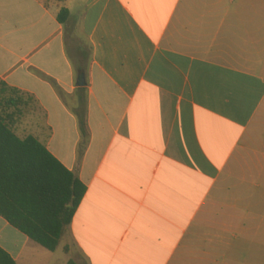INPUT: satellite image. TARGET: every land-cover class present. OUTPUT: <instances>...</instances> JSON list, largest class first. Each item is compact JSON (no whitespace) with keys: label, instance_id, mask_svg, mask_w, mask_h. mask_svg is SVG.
Masks as SVG:
<instances>
[{"label":"crops","instance_id":"crops-1","mask_svg":"<svg viewBox=\"0 0 264 264\" xmlns=\"http://www.w3.org/2000/svg\"><path fill=\"white\" fill-rule=\"evenodd\" d=\"M80 28L85 67L68 39ZM5 86L20 92L10 109ZM1 113L86 186L58 249L264 264V0H0ZM0 247L49 258L1 216Z\"/></svg>","mask_w":264,"mask_h":264},{"label":"trees","instance_id":"trees-1","mask_svg":"<svg viewBox=\"0 0 264 264\" xmlns=\"http://www.w3.org/2000/svg\"><path fill=\"white\" fill-rule=\"evenodd\" d=\"M69 13L62 11L64 23ZM8 109L21 100L20 92L5 86ZM0 114V216L12 227L50 252H56L80 207L86 186L38 140L20 139ZM84 139L86 123L80 121ZM0 264H18L0 247Z\"/></svg>","mask_w":264,"mask_h":264},{"label":"rangeland","instance_id":"rangeland-1","mask_svg":"<svg viewBox=\"0 0 264 264\" xmlns=\"http://www.w3.org/2000/svg\"><path fill=\"white\" fill-rule=\"evenodd\" d=\"M79 16V15H78ZM87 29H77L75 31L69 32L68 39L72 44L79 45L81 49L84 50V57H82V65L85 67L90 59V49L88 45ZM233 244H237V241L233 240ZM64 250V251H63ZM57 249L56 253H51L49 251H44L49 258L46 259V264H85L80 261L77 256L69 254L65 249ZM70 257H66V255ZM222 254H220L221 256ZM228 259L226 261L217 257V264H239L241 256L237 252L226 254ZM255 254H247L245 264H255L256 262ZM70 258V259H69ZM70 260V261H69Z\"/></svg>","mask_w":264,"mask_h":264},{"label":"water","instance_id":"water-1","mask_svg":"<svg viewBox=\"0 0 264 264\" xmlns=\"http://www.w3.org/2000/svg\"><path fill=\"white\" fill-rule=\"evenodd\" d=\"M86 85L85 75H82L78 80V86L83 87Z\"/></svg>","mask_w":264,"mask_h":264}]
</instances>
